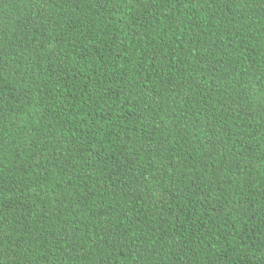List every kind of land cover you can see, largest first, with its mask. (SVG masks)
<instances>
[{
	"label": "trees",
	"instance_id": "obj_1",
	"mask_svg": "<svg viewBox=\"0 0 264 264\" xmlns=\"http://www.w3.org/2000/svg\"><path fill=\"white\" fill-rule=\"evenodd\" d=\"M0 264H264V0H0Z\"/></svg>",
	"mask_w": 264,
	"mask_h": 264
}]
</instances>
